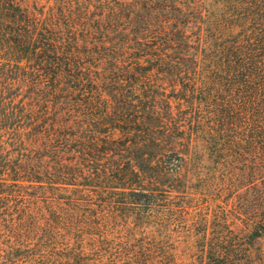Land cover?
I'll use <instances>...</instances> for the list:
<instances>
[{
  "label": "trees",
  "instance_id": "1",
  "mask_svg": "<svg viewBox=\"0 0 264 264\" xmlns=\"http://www.w3.org/2000/svg\"><path fill=\"white\" fill-rule=\"evenodd\" d=\"M0 264H264V0H0Z\"/></svg>",
  "mask_w": 264,
  "mask_h": 264
}]
</instances>
